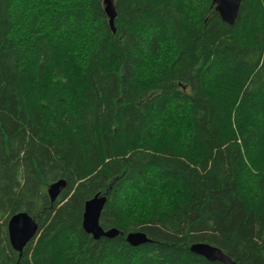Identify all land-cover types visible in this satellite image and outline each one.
Segmentation results:
<instances>
[{
    "label": "trees",
    "instance_id": "obj_1",
    "mask_svg": "<svg viewBox=\"0 0 264 264\" xmlns=\"http://www.w3.org/2000/svg\"><path fill=\"white\" fill-rule=\"evenodd\" d=\"M112 1L115 31L103 0H0V264H222L193 242L264 264V0L232 25L212 0ZM95 194L114 237L82 228Z\"/></svg>",
    "mask_w": 264,
    "mask_h": 264
},
{
    "label": "water",
    "instance_id": "obj_2",
    "mask_svg": "<svg viewBox=\"0 0 264 264\" xmlns=\"http://www.w3.org/2000/svg\"><path fill=\"white\" fill-rule=\"evenodd\" d=\"M241 0H212L215 11L219 14L221 19L232 25L237 17ZM104 11L108 17L109 26L112 31H115L114 18L115 10L112 0H103ZM66 186V180L59 178L52 181L46 193L51 202H53L60 192ZM106 202V196L95 194L87 199L84 203L82 214V228L90 234L93 239L100 237H114L118 234L116 228H109L107 230L99 224V216L101 210ZM38 229L37 222L26 211H19L12 214L7 221L8 240L11 247L21 253L26 244L33 239ZM125 240L133 245L149 242L151 239L147 237L145 232L141 230L130 231L125 235ZM189 249L198 255L203 256L209 261H217L222 264H236L227 254L223 253L220 248L215 247L205 242H193Z\"/></svg>",
    "mask_w": 264,
    "mask_h": 264
},
{
    "label": "rangeland",
    "instance_id": "obj_3",
    "mask_svg": "<svg viewBox=\"0 0 264 264\" xmlns=\"http://www.w3.org/2000/svg\"><path fill=\"white\" fill-rule=\"evenodd\" d=\"M146 207H147V205H146ZM137 209H139V206H137ZM36 235V234H35Z\"/></svg>",
    "mask_w": 264,
    "mask_h": 264
}]
</instances>
